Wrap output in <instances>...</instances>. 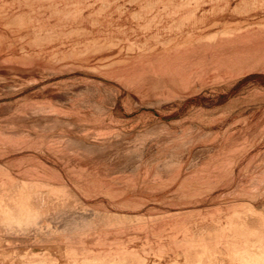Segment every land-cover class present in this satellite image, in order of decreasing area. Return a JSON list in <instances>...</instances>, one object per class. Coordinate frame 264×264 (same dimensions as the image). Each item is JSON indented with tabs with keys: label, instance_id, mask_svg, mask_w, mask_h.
Instances as JSON below:
<instances>
[{
	"label": "rangeland",
	"instance_id": "374dc122",
	"mask_svg": "<svg viewBox=\"0 0 264 264\" xmlns=\"http://www.w3.org/2000/svg\"><path fill=\"white\" fill-rule=\"evenodd\" d=\"M258 25L264 0H0V189L48 186L37 224L0 221V264H198V217L218 228L264 177V65L186 85L156 66Z\"/></svg>",
	"mask_w": 264,
	"mask_h": 264
},
{
	"label": "bare ground",
	"instance_id": "6f19581e",
	"mask_svg": "<svg viewBox=\"0 0 264 264\" xmlns=\"http://www.w3.org/2000/svg\"><path fill=\"white\" fill-rule=\"evenodd\" d=\"M194 9L192 10L194 11ZM186 42L188 45L184 44L169 49L168 52L165 51L168 56L165 55L164 60L162 58L156 66L160 70L168 71V75L172 73L176 76L181 85H186L189 82L194 84L200 78L227 76L235 71L243 72L264 65L262 58L255 56L256 53L258 56L259 53H264V26L262 25L251 28L248 26L243 28L224 27L217 33L191 38ZM157 56L159 57V55ZM247 56L249 59L253 56L256 58L249 60ZM262 179L264 177H255L248 181L257 183L254 192L249 193L248 189L237 186L243 195V199L238 201V203L240 202L239 206L246 205L247 209L239 210V206L236 205L234 208L231 206L228 210L229 214L223 216L225 220L219 222L218 219L213 221L211 218L210 221H207L210 224L218 222V228L214 230L206 228L211 227L202 222L207 216L198 217L197 224L200 225L196 226L195 233L188 239L190 247H194V256L199 259L198 264H222L216 263L215 259H232V261L233 259H250L249 261L259 259L258 262L264 264V212L258 210H264V198L260 201L255 200L256 194L264 195V184H260ZM17 182L14 188L0 189V210H2L0 221L7 229L26 228L37 224L43 211L41 212L38 206L33 203V199L39 196L43 202L45 199L43 193L48 191V186H37V189L35 186ZM7 195L9 196L6 197ZM208 207L206 206L204 210ZM200 210L202 211V209ZM219 219L222 218L219 217ZM88 223L83 219L76 223L72 229L87 226Z\"/></svg>",
	"mask_w": 264,
	"mask_h": 264
}]
</instances>
